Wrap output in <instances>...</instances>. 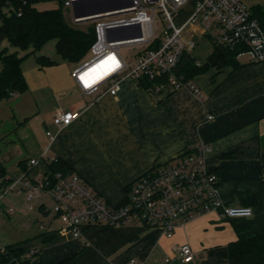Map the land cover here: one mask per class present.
I'll list each match as a JSON object with an SVG mask.
<instances>
[{
    "label": "crops",
    "instance_id": "obj_1",
    "mask_svg": "<svg viewBox=\"0 0 264 264\" xmlns=\"http://www.w3.org/2000/svg\"><path fill=\"white\" fill-rule=\"evenodd\" d=\"M240 1L251 12L264 7V0ZM189 13L186 8L178 21ZM194 39V50L186 54L204 63L213 47L206 39ZM202 46L206 51L200 54ZM239 63L237 69H212L191 78L197 93L166 85L154 92L122 79L114 96L106 93V86L85 94L72 72L44 77L47 70L56 68L55 62L36 65L39 84L30 89L22 71L28 90L7 102L27 97L29 104L24 101L21 111L34 107L35 112L13 128L14 140L0 149L6 179L25 174L35 181L49 173L50 159H58L105 203L118 205L125 189L141 175L202 144L209 148L205 165L217 176L219 199L227 206L249 207L252 215L227 219L212 211L175 229L171 237L159 228L132 225L105 230L88 227L82 239H73L61 223L50 227L44 221L49 213L45 196L28 203L24 193L14 190L0 200V253L8 246L20 248L21 259L28 264H59L67 258L71 264H227L228 244L236 240V228L264 231V62ZM57 110L78 112L79 117L57 127L52 121ZM10 148H18L13 162L3 158ZM32 159L37 164L28 166ZM184 245L194 254L190 263L177 255Z\"/></svg>",
    "mask_w": 264,
    "mask_h": 264
},
{
    "label": "built area",
    "instance_id": "obj_2",
    "mask_svg": "<svg viewBox=\"0 0 264 264\" xmlns=\"http://www.w3.org/2000/svg\"><path fill=\"white\" fill-rule=\"evenodd\" d=\"M76 1L63 0V8L70 12L74 24L90 22L94 31L87 53L90 58L72 71L76 86L85 94L106 86V93L114 96L122 79L151 82L147 89L154 92L166 85L197 93L189 81L176 74L182 55L194 50L195 37L206 39L213 48L222 45L237 50L238 61L264 62V31L240 0H112L118 9L81 18L72 11ZM186 8L190 13L179 22ZM157 20L165 24L160 37L155 35ZM190 26L195 29L189 31ZM124 48L132 53L130 63L129 57L121 54ZM78 117V112L57 110L52 121L65 127ZM208 151L206 145L196 144L174 161L147 171L129 185L121 205L105 203L78 175L61 173L54 175V182L47 176L29 181L23 174L0 186V200L14 190L24 193L28 203L48 196L53 207L47 212L53 211L62 230L73 239H82L88 227L105 230L132 225L159 228L171 237L175 229L212 211L227 219L251 217V208L227 206L219 199L217 176L205 165ZM37 162L32 159L27 165ZM177 255L183 263L194 260L188 245L180 247Z\"/></svg>",
    "mask_w": 264,
    "mask_h": 264
},
{
    "label": "trees",
    "instance_id": "obj_3",
    "mask_svg": "<svg viewBox=\"0 0 264 264\" xmlns=\"http://www.w3.org/2000/svg\"><path fill=\"white\" fill-rule=\"evenodd\" d=\"M46 1H56L58 7L48 10L35 8L36 4ZM62 9L63 0H0V101L22 95L28 90L21 70L25 56L21 57L19 51L25 52L31 47L32 51L27 54L30 55L53 40L55 50L63 61L77 65L84 59L94 41L93 24L90 22L82 24L84 30L72 26L66 22ZM252 14L264 31V7L254 8ZM4 42L7 46L3 45ZM9 48H14V51H9ZM237 53V50H229L222 45L214 46L206 62H200L199 65L196 64V59L183 54L178 62L176 74L189 81L194 76L212 69L220 70L224 67L237 69L241 66L236 59ZM36 62L40 67L54 63L44 56L36 57ZM140 84L145 89L151 86V82L145 80ZM48 168L49 173L45 176L51 182L55 181L56 173L70 174L69 168L58 159L48 162ZM0 180V186L10 182L5 178V171L1 165ZM124 202L125 196L120 205ZM236 230L238 233L236 240L228 244L227 264H264V231L254 233L244 232L242 228ZM21 257L20 248L8 246L4 253H0V264H28ZM71 260L67 258L59 264H71Z\"/></svg>",
    "mask_w": 264,
    "mask_h": 264
},
{
    "label": "rangeland",
    "instance_id": "obj_4",
    "mask_svg": "<svg viewBox=\"0 0 264 264\" xmlns=\"http://www.w3.org/2000/svg\"><path fill=\"white\" fill-rule=\"evenodd\" d=\"M57 7H58V3L56 1H46V2H41V3H38L35 5V8L37 10L55 9ZM62 11H63V15H64V18H65L67 23H69L72 26H75V27H78V28H81L84 30V28H83L84 26H82L81 24H74L73 23L71 14L68 10L63 8ZM164 27H165V24L161 20L156 21L155 35L157 37H160L162 35V31H163ZM3 45L7 46V43L4 42ZM9 51H11V52L14 51V48H9ZM31 51H32L31 47H29V49L25 52L19 51V55L21 57L25 56V59L21 63V69L29 80L28 85H29L30 89L35 88L39 84L38 80L36 79L37 77H35V72H36V69L38 67V66H36L37 65L36 57L44 56V57L49 58V60L54 61L56 63L53 66L56 68H51L50 70H47L46 75L44 77L48 78V79H52L53 77H57V76H62L63 74H65L66 70L70 74L73 71V69L76 67V65H69L68 63L64 62L59 57V55L57 54V52L55 50V41H53V40L47 42L42 48L35 51L34 53L27 55ZM205 51H206V47L202 46L201 49L199 50V53L203 54ZM196 53H198V52L196 51L195 54ZM121 54L123 56L129 57L128 62L129 63L131 62L130 57H131L132 53H131L129 48L122 49ZM89 58H90V55L86 54V56L80 62V64L86 62ZM239 60H244V58H240ZM213 70H216V69H213ZM33 92H35V91L31 90V94ZM38 94H39V92H36L33 96L37 98ZM33 96H31L33 99L32 100L30 99V101H32V102L34 100ZM10 98H12V97H10ZM7 101L8 100L0 101V149L1 148L4 149V146H6V144L10 140H14L13 134H12L13 128L19 126V124H21L23 122L25 116H30L31 114H33L32 112H35L34 107L32 109L26 108V109H24V111H21L22 107H20V106L22 105V103L24 101L29 104V100L27 97H25V99L24 98H18V99L10 100L9 102H7ZM13 116H14V118H13ZM12 149L13 148L8 149L9 151L3 157L6 160H9L11 162H13L17 158L16 157L17 155H15V151L18 148H16V149L14 148L13 150ZM16 152H18V151H16ZM44 202L49 209H51L53 207L52 200L46 195L44 197ZM44 221L47 224L51 223L49 225L50 227L60 226V222L57 219H54L53 211H50L46 215ZM24 228H25V226H23V229ZM18 229H22V228L18 227Z\"/></svg>",
    "mask_w": 264,
    "mask_h": 264
},
{
    "label": "water",
    "instance_id": "obj_5",
    "mask_svg": "<svg viewBox=\"0 0 264 264\" xmlns=\"http://www.w3.org/2000/svg\"><path fill=\"white\" fill-rule=\"evenodd\" d=\"M130 3H127V6ZM112 0H78L74 2L72 11L75 17H87L94 14L118 9Z\"/></svg>",
    "mask_w": 264,
    "mask_h": 264
},
{
    "label": "snow or ice",
    "instance_id": "obj_6",
    "mask_svg": "<svg viewBox=\"0 0 264 264\" xmlns=\"http://www.w3.org/2000/svg\"><path fill=\"white\" fill-rule=\"evenodd\" d=\"M113 62H115V61H114V58H113Z\"/></svg>",
    "mask_w": 264,
    "mask_h": 264
}]
</instances>
